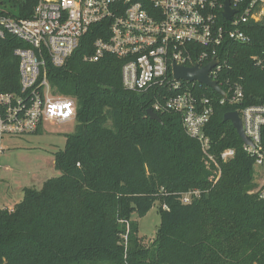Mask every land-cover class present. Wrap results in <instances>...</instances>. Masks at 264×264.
I'll use <instances>...</instances> for the list:
<instances>
[{
  "label": "trees",
  "instance_id": "obj_1",
  "mask_svg": "<svg viewBox=\"0 0 264 264\" xmlns=\"http://www.w3.org/2000/svg\"><path fill=\"white\" fill-rule=\"evenodd\" d=\"M35 3L5 0L6 13L28 17ZM243 28L250 41L226 39L216 75L227 93L230 83L242 85L240 103H220L210 87L183 82L196 97L210 98L204 132L211 151L234 149L232 158L219 162L218 177L179 112L156 111L160 121L147 115L162 92L180 91L127 90L123 60L109 54L83 59L92 52L96 31L83 35L63 65L47 62L53 93L75 100V126L53 153L59 175L40 188L24 186L12 209L0 207V264H264V201L249 192L255 186L253 158L223 120L228 111L264 104V60L258 65L251 57L262 56L264 20ZM16 46L24 45L11 35L0 40L3 91L19 92ZM192 189L198 194L182 202L181 193ZM154 204L159 230L144 246L132 215L142 217Z\"/></svg>",
  "mask_w": 264,
  "mask_h": 264
},
{
  "label": "built area",
  "instance_id": "obj_2",
  "mask_svg": "<svg viewBox=\"0 0 264 264\" xmlns=\"http://www.w3.org/2000/svg\"><path fill=\"white\" fill-rule=\"evenodd\" d=\"M6 6L5 0H0V40L11 35L24 46L12 51L18 59L19 92L0 89V153L4 137L35 133L46 120H74L75 100L53 93L46 64L63 65L83 35L94 30L98 36L92 42V52L83 56L85 61L94 62L106 54L123 60L121 83L127 90L143 92L159 86L180 91L162 92L152 110L181 114L183 128L199 142L217 177L219 162L233 157L230 147L219 154L211 151L204 132L212 113L210 98L196 97L183 83L189 81L174 78L172 64L201 67L215 60L209 75L216 80L223 66L218 49L226 39L250 41L243 27L264 20V0H36L28 17L8 15ZM261 55L251 56L258 65L263 64L264 49ZM242 98V85L233 82L225 97L220 96V103L238 104ZM236 111L250 140L249 144L242 142L243 150L257 168L255 186L249 192L264 201V104H249ZM197 194L194 190L184 192L180 199L187 203Z\"/></svg>",
  "mask_w": 264,
  "mask_h": 264
},
{
  "label": "rangeland",
  "instance_id": "obj_3",
  "mask_svg": "<svg viewBox=\"0 0 264 264\" xmlns=\"http://www.w3.org/2000/svg\"><path fill=\"white\" fill-rule=\"evenodd\" d=\"M75 121L58 123L44 121L37 133L4 137L0 153V207L13 206L22 198V187L40 188L42 182L59 175L53 165V153L62 149L65 134L74 130ZM257 168H253L252 181ZM197 191L196 189H192ZM156 204L142 217L132 218L138 223V234L144 246H149L159 230Z\"/></svg>",
  "mask_w": 264,
  "mask_h": 264
},
{
  "label": "water",
  "instance_id": "obj_4",
  "mask_svg": "<svg viewBox=\"0 0 264 264\" xmlns=\"http://www.w3.org/2000/svg\"><path fill=\"white\" fill-rule=\"evenodd\" d=\"M228 9L225 12V15L229 17ZM215 60H211L207 64L199 67L197 65L194 66H184L180 64L173 63L172 64V71L174 78L184 79L189 82L196 81L200 84L210 87L215 92H217L220 96L225 97V91L223 88L217 83L216 80L212 79L209 75V70L215 65ZM147 115L151 119H155L160 121L159 116L152 110V108H148L146 110ZM223 120H228L231 122L232 126L234 127L237 135L239 136L240 140L243 143L249 144L250 140L247 138L243 132L241 120L239 114L236 110L228 111L224 114ZM158 231V230H157Z\"/></svg>",
  "mask_w": 264,
  "mask_h": 264
},
{
  "label": "crops",
  "instance_id": "obj_5",
  "mask_svg": "<svg viewBox=\"0 0 264 264\" xmlns=\"http://www.w3.org/2000/svg\"><path fill=\"white\" fill-rule=\"evenodd\" d=\"M22 188H23V187H22ZM15 203H16V202H15ZM15 203H14V204H15ZM12 207H13V206H8V207L3 206L2 208L12 209Z\"/></svg>",
  "mask_w": 264,
  "mask_h": 264
}]
</instances>
